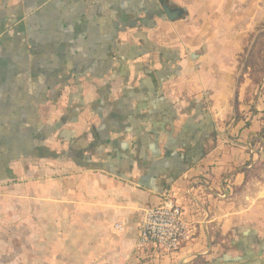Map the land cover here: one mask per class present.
<instances>
[{"label":"crops","instance_id":"obj_1","mask_svg":"<svg viewBox=\"0 0 264 264\" xmlns=\"http://www.w3.org/2000/svg\"><path fill=\"white\" fill-rule=\"evenodd\" d=\"M160 11L0 0V264H264V92L219 32L239 26ZM169 195L188 239L138 251L145 211Z\"/></svg>","mask_w":264,"mask_h":264},{"label":"rangeland","instance_id":"obj_2","mask_svg":"<svg viewBox=\"0 0 264 264\" xmlns=\"http://www.w3.org/2000/svg\"><path fill=\"white\" fill-rule=\"evenodd\" d=\"M172 1L166 0L165 4L172 9H180L183 13L182 19L189 18L197 23L199 31L202 29L209 32L212 22H231L236 27L238 25L239 29L221 28L219 32L224 37H235L237 39L235 42L239 43L235 46V50L240 52L237 56L239 80L243 81L244 76L247 75L248 79L256 83L259 91L264 92V0H242L241 13L222 14L217 15L218 17L210 14L188 13L185 7L186 0H179L180 5ZM157 2L159 4L158 0ZM159 6L161 7L160 4Z\"/></svg>","mask_w":264,"mask_h":264},{"label":"built area","instance_id":"obj_3","mask_svg":"<svg viewBox=\"0 0 264 264\" xmlns=\"http://www.w3.org/2000/svg\"><path fill=\"white\" fill-rule=\"evenodd\" d=\"M169 197L166 203L145 211L138 229V251L155 249L162 255L173 256L181 251L188 239L184 209Z\"/></svg>","mask_w":264,"mask_h":264},{"label":"water","instance_id":"obj_4","mask_svg":"<svg viewBox=\"0 0 264 264\" xmlns=\"http://www.w3.org/2000/svg\"><path fill=\"white\" fill-rule=\"evenodd\" d=\"M164 13L163 20L174 22L182 19L183 13L180 9H172L169 5L165 4L166 0H158Z\"/></svg>","mask_w":264,"mask_h":264},{"label":"trees","instance_id":"obj_5","mask_svg":"<svg viewBox=\"0 0 264 264\" xmlns=\"http://www.w3.org/2000/svg\"><path fill=\"white\" fill-rule=\"evenodd\" d=\"M163 15H164V13H163V11L160 13V17L161 18H163Z\"/></svg>","mask_w":264,"mask_h":264}]
</instances>
